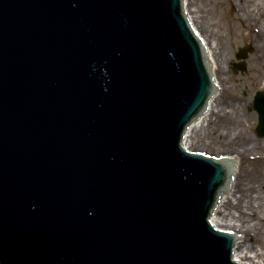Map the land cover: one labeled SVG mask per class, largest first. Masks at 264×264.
Masks as SVG:
<instances>
[{"label": "water", "instance_id": "obj_1", "mask_svg": "<svg viewBox=\"0 0 264 264\" xmlns=\"http://www.w3.org/2000/svg\"><path fill=\"white\" fill-rule=\"evenodd\" d=\"M184 1L0 0V264H242L237 159L183 147L218 94Z\"/></svg>", "mask_w": 264, "mask_h": 264}, {"label": "rangeland", "instance_id": "obj_2", "mask_svg": "<svg viewBox=\"0 0 264 264\" xmlns=\"http://www.w3.org/2000/svg\"><path fill=\"white\" fill-rule=\"evenodd\" d=\"M188 1L200 33L213 50L214 75L220 87V92L213 97L219 106L194 131L189 151L215 158L238 156L237 187L224 210L231 227H239L245 220L241 216L246 213L242 210L245 199L252 196L251 201H255L252 203L259 206L258 210H264V138L254 134L258 115L248 111L254 92L264 89V0H252V4L245 3L251 0ZM246 46L254 47L255 51L247 59V71L242 73L236 71L234 63L238 62L239 49ZM252 153L261 155L252 159L247 157L246 154ZM252 172L255 173L252 179L255 186L250 187L251 179L246 175ZM245 186L247 189H241ZM257 220L250 228H256L260 235L264 214L260 213ZM247 242L249 250L264 256V238Z\"/></svg>", "mask_w": 264, "mask_h": 264}, {"label": "bare ground", "instance_id": "obj_3", "mask_svg": "<svg viewBox=\"0 0 264 264\" xmlns=\"http://www.w3.org/2000/svg\"><path fill=\"white\" fill-rule=\"evenodd\" d=\"M253 2L254 1L251 0L250 2H245V3H251L252 4ZM263 3H264V1H263ZM184 11L186 13L187 18L190 20V22L192 24V29L195 30L200 41L204 44V46L206 48V53L208 54V62L210 64L212 72L214 73L215 66H216V60H215V57L213 54V50H211L208 47L207 42L205 41L203 35L200 33V30L197 27V21L195 19V16L193 15L194 14L193 11L190 9V2L188 0L184 1ZM213 82H214V85H215L217 91L220 92V87H219L218 82L215 78V75H214ZM218 106H219V104L217 103V99L213 100V97H212L210 104H208L205 115L201 116L198 124H193L190 127V130L187 131L186 136H185L184 141H183V147L185 149L186 148L190 149L189 142L192 139V135H193L194 131L198 127H200L203 124V122H205L211 116V114L215 113V108H217ZM238 162L240 163V161H238ZM253 174H255V173L252 172L251 175H249V176L246 175V178L251 179V182L249 183L250 187H251V184L253 183V180H252ZM238 175H237V177H238ZM237 182H238V180L236 178L235 183L232 184L231 193L227 197H222L223 198L222 203L218 206L219 210H216L214 212V215L212 216V223L214 224V226H216L218 228L225 229L234 235H236L235 231H233L234 228H232L231 227L232 225L229 224L230 222L227 219V213H225L226 210H224V207H225V204H226L227 200L229 199V197L234 196V192H235L234 189L237 187V185H236ZM242 188L247 189V186L241 187V189ZM240 198H241V196H240ZM226 208H227V206H226ZM233 260L236 262H240L242 264H264V256H262L260 253H257V252L255 253V252H252L251 250H249L247 247V243L244 241L235 243Z\"/></svg>", "mask_w": 264, "mask_h": 264}, {"label": "flooded vegetation", "instance_id": "obj_4", "mask_svg": "<svg viewBox=\"0 0 264 264\" xmlns=\"http://www.w3.org/2000/svg\"><path fill=\"white\" fill-rule=\"evenodd\" d=\"M258 93H264V89L256 90L254 92V94L252 95V98H251V101H250L251 105L248 108L249 112H255L254 110H250V108L254 107L256 96L258 95ZM245 95H247V93H245ZM255 113L258 115L257 112H255ZM258 122H259V117H258ZM254 134L258 137V135H257V127L254 130ZM249 137H250V135H249ZM246 155H247V157L252 159L254 157H258L261 154L252 153V154H246ZM251 186H255L254 181L251 184ZM251 198H252V196H251ZM251 198L247 199V200L245 199L244 203L246 205H243L242 210L246 211V213L242 214V215L240 214L243 217V219H245V220L243 221L241 226L234 227V230H233V231H235V234L239 235V237L241 238L242 241L247 243V245H248L247 240L253 241V240H255L258 237L264 238V234H263L264 227L261 228L260 235H259V231H257L256 228H253V229L250 228L251 225H254L253 223L257 224V222H258L257 216L260 215V213L264 214V210H258L259 206H257L254 203H252V202H255V201H251Z\"/></svg>", "mask_w": 264, "mask_h": 264}]
</instances>
